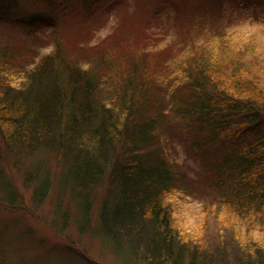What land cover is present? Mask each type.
I'll return each mask as SVG.
<instances>
[{
  "label": "trees",
  "instance_id": "obj_1",
  "mask_svg": "<svg viewBox=\"0 0 264 264\" xmlns=\"http://www.w3.org/2000/svg\"><path fill=\"white\" fill-rule=\"evenodd\" d=\"M52 1L0 0V204L22 208L11 176L20 172L33 209L56 188L49 227L62 235L74 225L81 237L106 184L113 195L101 203L96 233L115 254L142 264H264V80L252 68L262 49L231 46L216 16L207 46L196 45L205 40L196 22L161 48L162 39L151 45L146 29L137 35L130 26L95 45H70L74 34L61 22L78 19L97 38L94 10L107 0H67L73 6L53 24L39 20L33 6L52 12ZM257 20L264 24L252 14L249 25ZM163 127L192 137L195 153L216 147L199 154V201L227 247L209 248L199 224L186 223L193 182L166 156ZM1 247L0 264H16ZM81 257L54 260L90 264Z\"/></svg>",
  "mask_w": 264,
  "mask_h": 264
},
{
  "label": "rangeland",
  "instance_id": "obj_2",
  "mask_svg": "<svg viewBox=\"0 0 264 264\" xmlns=\"http://www.w3.org/2000/svg\"><path fill=\"white\" fill-rule=\"evenodd\" d=\"M66 1L53 0L51 5L55 10L52 12H48V7L45 8L42 4H37L38 6L36 7L33 6V9L34 11L38 10L39 20L44 18L53 24L58 15L62 17L73 6L69 2L66 5ZM135 2V0H107L106 4L101 6L100 11L94 10L99 12L96 15L97 20L93 23L95 25H93L94 32L92 33L97 38H93L94 36L91 34L89 35L88 28L83 26L78 19L63 18L64 21L61 24H69L67 28L74 34L72 35L74 37L68 38L70 41L66 42L70 45L74 43H78L76 45H95L96 39L102 41V39L113 36L115 33L123 35L121 32L130 26L136 29L132 30L129 28L132 31H137V35H142L146 29L147 37H150L149 39L153 42V44L150 42L151 45L156 44V39H162L159 44L161 48L165 47L176 37L182 39L187 36L191 24L196 22L204 28L199 31V34L202 32L205 34V40H202L204 43H201V40L198 39L196 45L205 44L207 46V44H211L210 38H212V32L214 31H210V28H212V22L216 16L221 20L223 19L222 26L226 30L221 29V33L226 35L225 40L227 39L231 46H236V48L240 49L245 42H249L248 45L250 47L256 50L262 49L259 54L261 53L264 56V24L257 20L258 23L256 22L252 26L249 25L252 14L264 22V0H251V4L244 9L242 7L243 0H236L235 2L234 0H221L219 3H213L216 5L212 6V10L210 9L212 0H172L173 4L165 0H141L142 4L137 6ZM187 2L191 3V5L188 4V8ZM220 3L222 5H218ZM119 5L122 8H119ZM220 11L221 16H219ZM17 14L20 16L19 12L15 13V15ZM72 20L79 22L72 24ZM132 34L136 35V32ZM215 42L212 47L209 45L208 47L215 56H218L217 48L216 50L213 49L216 45ZM153 51L157 50L149 49V53ZM220 57L223 58L222 55ZM262 59L264 60V58ZM221 63L226 65L224 62ZM255 64L252 68L259 74L258 77L264 80V61L257 62L255 60ZM222 71L225 75L226 72L228 73L225 68ZM231 74L228 73L226 77H230ZM175 128L165 129L163 127L160 130L159 139H161V145H165L166 156L176 164L179 171H184L186 176L193 182L192 193H195V195H190L189 205H187L183 216L186 223L199 224L198 227L203 232L202 237L204 240L211 242L209 248H217L218 243V250H220L223 247H227L229 242L221 237L223 232L219 234L216 231V225L212 222L215 221L214 216L208 212L203 213L199 201V195L204 192L199 191L202 182L200 175L204 174L199 154L205 153L207 155L216 150V147L199 148V153H195L191 150L194 139L185 135L183 131L175 133ZM11 172V176L18 186L19 196L22 198V208L12 210L0 204V244L2 245L0 247L7 251V256L12 263L61 264L54 260L55 257L62 253L64 255L69 251L82 255L83 257L81 258H86L90 264H142L138 259H133L131 262L129 255L115 254L102 237L96 233L101 203L104 199H108L113 195L111 186L105 184L97 189L99 191L92 210L89 233L79 237L75 231V226L71 225L61 235L48 225L53 219L57 194L56 188L50 192L41 207L33 209L29 201L31 188L23 185V174L17 171Z\"/></svg>",
  "mask_w": 264,
  "mask_h": 264
}]
</instances>
